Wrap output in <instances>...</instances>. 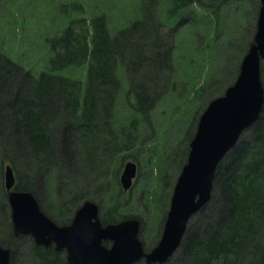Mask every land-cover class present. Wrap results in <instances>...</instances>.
<instances>
[{
	"label": "trees",
	"instance_id": "1",
	"mask_svg": "<svg viewBox=\"0 0 264 264\" xmlns=\"http://www.w3.org/2000/svg\"><path fill=\"white\" fill-rule=\"evenodd\" d=\"M110 1L62 0L56 14L63 24L59 22L50 35L42 31L45 44L41 43L48 53L43 49L47 59L42 60L41 68L35 73L16 63L0 48V193L4 197L0 211L6 207L4 167L7 164L13 169L16 189L31 191L35 196L34 185L39 184L38 181L50 182L51 178L56 191H64L67 201L57 206L58 213L54 217L50 216L58 224L68 222L82 201L93 200L85 196L84 186L74 181L71 171L75 169L76 174L85 171L90 176L89 184H96L105 179L102 177L104 168L115 172L119 169V166H111L116 153L142 150L150 122L138 111L142 106L152 110L168 93H159L158 69L170 71L172 83L182 82L188 86L186 90H191L192 96L184 93L185 101L199 99L202 95L204 108L234 80L239 57L232 78L225 82L218 77L221 70L216 68L214 58H211L209 72L204 73L202 65L197 71L194 68L199 60V48L204 45L198 43V36H209L213 16L216 38L223 32L217 9L200 11L198 20H207L203 25L209 29L192 41H185V48L180 51L175 40L177 31L173 33V41L166 42L161 28L167 25L171 29L179 22L187 10L182 0H138L131 7L130 18L113 25L107 12L121 5V0ZM16 2L24 7L27 3L26 8L32 6V0ZM163 2L170 5L165 6ZM241 2L244 0L237 1L238 11L234 12L241 11ZM44 6L43 10L48 13L47 4ZM0 7L3 8L1 3ZM135 11L137 13L133 14ZM23 20L29 19L26 16ZM0 37L9 38V44L22 53L28 52L32 45L22 33L17 37L4 33ZM38 43L39 40H35V45ZM192 49L193 55L190 54ZM180 60L186 63L182 67L184 72L192 65L193 74L191 77L182 74V81H177ZM149 102L153 103L152 107ZM180 103L177 101L170 113L177 111ZM169 111L165 110L164 114L170 117ZM138 117L144 119L143 132H134L131 138L134 143L130 145L128 140ZM148 160H152L150 156ZM96 186L105 189L104 184ZM113 189L119 193V182L113 184ZM142 190L151 198L153 193L146 186ZM118 193L101 194V211L105 214L102 223L136 217L127 214L125 209L120 210ZM210 204L213 207L210 219L208 217L211 222L188 227L180 247L164 264H264V103L259 117L243 130L218 164L211 198L202 213ZM165 215L164 205L161 221ZM6 225L8 234L4 245L12 252V241L17 235L10 227L11 222ZM28 239L30 257L24 264H66L60 252L36 245L30 236ZM132 264L146 263L139 260Z\"/></svg>",
	"mask_w": 264,
	"mask_h": 264
},
{
	"label": "rangeland",
	"instance_id": "2",
	"mask_svg": "<svg viewBox=\"0 0 264 264\" xmlns=\"http://www.w3.org/2000/svg\"><path fill=\"white\" fill-rule=\"evenodd\" d=\"M13 1L15 2L14 4ZM16 1L17 0H0L1 6L3 7H0V24H2L0 26V36L5 33V35L10 34L11 36L17 37L19 33H22L32 41V45L28 49V52L22 53L19 51L18 47L11 43L9 44V38L0 37V48L3 53L16 61V63L22 65L24 68L27 67L32 73H35L41 68L42 60L47 59V54L44 55L43 51V49H45L46 53H48L47 48H45L44 45V38H42L41 35L42 31H47L45 34L50 35L53 28L59 25V22L60 24H63V21L58 18L60 15L56 14V11H59L58 4L62 2V0H32V6L29 8H26L29 6L27 3L25 5L26 7H24ZM137 1L138 0H121V5L118 4L115 9L112 8L111 11L107 12L110 23L113 25L117 24V21L121 19L123 21L127 20V18L129 19L132 15L131 7ZM198 1L201 0H192L190 6L187 7L188 9L182 15L179 22L171 29H169L167 25L162 26L161 32L163 33L166 42H172L173 33L177 31L175 39L177 41L176 45L178 46V49L182 51L181 49L185 48L183 47L185 41H192L199 33H206L209 29L206 30L207 25H203L207 20H198L200 11L212 10L211 8L217 9L221 15L220 18L223 23V32L218 38H216L217 33L214 27L216 18L213 16L214 21H212V27L208 32L209 36L203 34L198 36V43L204 45L199 48L201 50L199 52L200 55H198L199 60L195 63L194 68L197 71L199 66L202 65L203 72H209L211 69V58H214L216 68H219V71L221 70V72L218 73V77L224 79L225 82V79L229 80L232 78V72L235 71L234 64L237 61V58L239 57V67L240 60L248 48V42L253 40L259 0H244V2H241L242 8H240L241 11L239 12H234L235 10L238 11V0H211V3L209 2L208 6L199 5V3H197ZM46 4L48 6V13L43 10L45 7L44 5ZM18 6L19 8L15 10ZM134 13H137V11L133 12V14ZM162 13L164 15L165 9L162 10ZM26 16L27 19H29L27 22L26 20H23ZM207 19L209 18L207 17ZM26 27H28V30ZM3 40L6 42H2ZM35 40H39V43L36 45ZM13 41L17 43L15 38H13ZM41 41L44 44H42ZM244 43H247L245 49ZM194 53L193 50L190 54L193 55ZM181 54L182 53L179 55ZM184 66H186L185 62L181 60L177 62V81H182V74L188 77H191L193 74L191 70L192 65H188L189 68H187L185 72L182 68ZM260 72L261 81H263L264 84V59H261L260 62ZM156 74V85L159 88V93L163 95L167 91L168 93L166 98L161 100V102L154 106L152 110H150V108L147 109L146 106H142L138 111L140 115L144 116L146 121L150 122V125H148L150 130H147L146 132L142 150L131 152L119 151L116 153L112 158L111 166L114 168L119 166V169L115 172L114 169L113 171L109 169L106 171L104 168L102 177L105 179H100L96 184H89L90 176L89 174H86L85 171H82L81 174L74 173L75 169H72L71 171V177L74 181H77L81 186H84L83 193H85V196L93 197V200L98 203V214L102 221L105 214H102L101 211L102 205L100 203L101 200H99L101 194L112 193L117 195L118 192H114L113 184L119 182V175L123 168V164L128 160L137 163L136 175L133 179L131 188L128 190H123L121 188L117 199L121 202L120 210L125 209L124 211H126L127 214L132 213L133 215H136V217H139L140 226L138 236L143 242L145 249L152 247L160 236L164 220L163 217V220L161 221L164 205L167 210L173 184L180 168L186 160L187 153L184 154V152H188V144L194 134L197 119L204 109L202 105L204 97L202 95L199 99L194 98L189 102L182 98L184 93L189 94L191 97L192 92L191 90L187 91L186 88L188 86L186 87V84H183L182 82L177 84L172 83L170 81V71L160 68L157 70ZM177 101L181 102L180 107L177 109L178 112L175 110L173 113H170L173 111V106ZM152 104L153 103L151 102V107ZM167 109H170V117L169 115L164 114ZM162 110L164 111L162 112ZM162 114L165 116H162ZM143 122L144 119L140 117L137 118L134 131L130 133L131 135L128 140L130 145L134 143L133 139H131L134 136L133 133L143 132ZM159 145L161 146L158 147ZM186 145L187 147L185 148ZM148 156L151 157V161L148 160ZM93 176L98 178V175L93 174ZM49 181L50 182L46 183L38 181L39 184L34 185L36 186L35 196L39 205H41L43 212L49 217H54V215L58 213L57 206L65 203L67 200H65L63 190H61V192L56 191V184L53 183V179L51 180L50 178ZM97 184H104L103 188L105 189L100 190L96 186ZM144 186L150 190V193H153L151 195L152 199L148 197V193L145 190H142L144 189ZM150 199L152 202L149 201ZM3 200L4 197L0 193V202H3ZM148 204H150V210L148 209ZM205 205L193 214L188 222L187 228L197 227L204 225L205 222H211L209 219L212 215L213 207H211L210 204V206L206 208V211L202 213L201 210ZM4 206H6L4 208L5 210L1 209L0 211V245L2 246H6L4 245V238L8 234L6 223L11 222L10 209L6 200ZM206 219H208V221H206ZM28 237V235H17L12 241L13 250L11 249V264H24L23 262L26 258L29 259L30 256H28V254L30 253V245ZM104 243L108 246L110 241ZM60 256L63 257L64 254L60 253Z\"/></svg>",
	"mask_w": 264,
	"mask_h": 264
},
{
	"label": "water",
	"instance_id": "3",
	"mask_svg": "<svg viewBox=\"0 0 264 264\" xmlns=\"http://www.w3.org/2000/svg\"><path fill=\"white\" fill-rule=\"evenodd\" d=\"M264 59V0H259L253 40L242 56L233 82L212 98L200 113L189 141L186 160L173 185L157 242L145 250L140 240V220L128 217L102 224L98 204L84 200L68 223L57 224L40 208L31 191L14 188L10 165L4 167L6 199L15 235L29 234L36 244L64 249L67 264H146L166 262L180 247L190 218L211 198L219 162L240 134L258 117L264 103L260 62ZM137 164H123L119 182L132 186ZM103 241H110L107 246ZM10 249L0 245V264H10Z\"/></svg>",
	"mask_w": 264,
	"mask_h": 264
},
{
	"label": "flooded vegetation",
	"instance_id": "4",
	"mask_svg": "<svg viewBox=\"0 0 264 264\" xmlns=\"http://www.w3.org/2000/svg\"><path fill=\"white\" fill-rule=\"evenodd\" d=\"M191 1L192 0H182V3L184 4V8H187L188 6H190V4H191ZM197 3H199V5H203V6H208V4H209V1L208 0H204V1H198ZM73 214V213H72ZM72 218V215H71V217H70V219ZM70 219H69V221H70ZM68 221V222H69ZM68 222H66V223H68ZM20 235V234H19ZM23 235H29V234H23ZM30 236V235H29ZM31 237V236H30ZM32 238V237H31ZM32 240H33V238H32ZM33 242H34V240H33ZM104 242H107V241H103V243ZM35 243V242H34ZM36 244V243H35ZM105 244V243H104ZM36 245H39V246H42V247H44L45 249H53L54 251H56V252H60L61 254L63 253L64 254V259H65V262H66V264H67V260H66V252H65V250L64 249H61V250H56L55 248H54V244L52 243L51 245H49V246H43V245H41V244H36ZM161 264H163V263H161Z\"/></svg>",
	"mask_w": 264,
	"mask_h": 264
}]
</instances>
